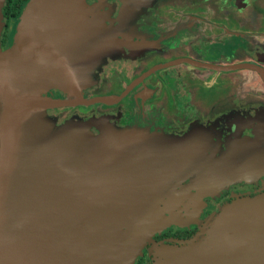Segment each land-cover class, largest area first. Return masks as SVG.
Here are the masks:
<instances>
[{
  "label": "water",
  "instance_id": "95a60500",
  "mask_svg": "<svg viewBox=\"0 0 264 264\" xmlns=\"http://www.w3.org/2000/svg\"><path fill=\"white\" fill-rule=\"evenodd\" d=\"M5 1L0 0V33L5 26ZM85 1L27 0L18 15L12 48L5 56L0 52V112L4 111L0 154L41 156L39 163L14 162L22 167L33 163L36 169L26 196L14 198L11 204L12 210L24 211L29 223L16 226L32 247L25 257L27 264H132L155 232L180 220L173 212L184 197L177 186L185 175L165 192L162 188L185 166V137L145 134L103 120L96 121L101 126L92 120H68L53 130L44 117L43 110L50 107L113 104L143 79L139 77L120 95L91 99L81 95V89L95 82L89 76L93 69L122 42L106 24L104 12L85 15ZM70 35L76 36V46L70 47V40L65 39ZM71 59L70 66L66 63ZM185 61L218 70L253 68L264 81V73L251 64L213 66ZM174 62L151 68L143 76ZM67 72L78 77L60 76ZM51 88H72L73 98L40 96ZM10 124L14 131L7 128ZM92 124L98 133L92 132ZM57 167L50 182L53 194L46 177ZM5 184L6 179L0 180V185ZM16 185H22L21 180ZM6 211L2 207V216ZM59 213L63 230L56 232L51 222ZM243 239L247 246L240 253L238 243ZM176 242H153L151 264H264V194L232 201L195 236ZM22 243L14 241V251L26 249ZM65 245L72 252L63 251ZM0 247L6 249L3 243ZM22 259L0 256V264H21Z\"/></svg>",
  "mask_w": 264,
  "mask_h": 264
},
{
  "label": "flooded vegetation",
  "instance_id": "af4514ba",
  "mask_svg": "<svg viewBox=\"0 0 264 264\" xmlns=\"http://www.w3.org/2000/svg\"><path fill=\"white\" fill-rule=\"evenodd\" d=\"M85 2V15L104 12L106 24L122 42L93 69L89 76L94 77L95 82L81 89L82 96L91 99L120 95L139 77L143 79L113 104L95 102L86 106L50 107L43 110V114L53 124V130L70 118L80 116L91 118L98 126L101 124L96 121L103 120L117 127H133L145 134L185 137L186 155L190 158L199 154L192 166L199 163L201 166L199 172L187 166L185 169L190 172L185 173V181H181L192 192L198 189L195 209L191 217L185 216L184 209L179 211V222L155 233L153 241L174 244L177 240L189 239L210 222L220 207L235 197L264 193V90L252 88L254 81L251 79L256 77L264 87L259 72L253 68L199 69L202 67L185 61L184 56L166 58L172 46L188 44L194 53L190 59L196 62L213 66L251 64L264 73V0ZM7 21L5 19L3 30L10 27ZM184 31L185 40L176 41ZM189 31L194 38L186 36ZM3 34L2 31L1 47L10 50L15 30L9 28L6 36ZM65 39L70 40V47L76 46V36ZM59 44L63 45L62 42ZM173 61V64L143 76L151 68ZM68 63L71 66L72 59ZM185 63L193 68L185 71ZM177 65L184 67L175 69ZM204 70L210 73L205 74ZM71 72L60 76L78 77ZM203 81H206V88H216L205 93L200 89ZM72 91V88H51L40 96L72 99ZM84 106L87 111L75 109ZM90 128L93 133H98L94 124ZM208 166L212 167L215 176L207 178V186L200 187L198 174ZM228 172L246 181L217 189L219 177ZM189 177L195 180L191 181ZM180 185L178 190L185 188ZM187 203H190L188 199H182L179 207L184 208ZM10 221L20 225V220L12 218ZM152 244V241L146 243L133 264L151 262ZM0 256H6L2 249Z\"/></svg>",
  "mask_w": 264,
  "mask_h": 264
},
{
  "label": "crops",
  "instance_id": "0c3cea01",
  "mask_svg": "<svg viewBox=\"0 0 264 264\" xmlns=\"http://www.w3.org/2000/svg\"><path fill=\"white\" fill-rule=\"evenodd\" d=\"M5 3V2H4ZM2 13H3V8H2ZM3 18H4V14H3ZM5 21V20H4ZM4 28V27H3ZM3 28L1 30L0 33V37L3 31ZM177 36V35H176ZM175 36V37H176ZM194 38V37H193ZM190 46V45H189ZM191 48V47H190ZM189 48V49H190ZM8 51V49H2L1 44H0V52L2 54V56H5L6 52ZM190 59L189 56L185 55V59ZM232 64H239V63H232ZM193 67H189V65L187 63H185V71L186 70H191ZM199 68V69H203ZM213 71H211L212 73ZM242 72H247V71H242ZM204 73H210L208 70H204ZM246 74V73H245ZM203 78V77H201ZM251 79L254 81L252 84V88H254L256 91H260V90H264V87H261V85L259 84L258 80L256 79V77H251ZM7 128L9 129V131H14L15 126L14 124H10L7 126ZM118 128H133V127H118ZM198 151V150H197ZM199 154H195L194 156H190V158L186 155L185 153V168L189 165L191 162H193L196 158H198ZM41 156H16L13 154H0V180H7L8 184L5 185H0V243H3V245L6 247V249H3L2 247H0V250H4L5 251V255H11V256H18L22 259V257H24L20 263L21 264H27L25 262V257L27 255V253L25 251L27 250H31L32 247L29 246V244L27 243L28 239L26 241H24V239H26L27 235H25L24 233H20V232H24V231H20L18 228H16L17 225L11 223V219H17L20 220V226H24V224H26V222L24 221L26 219V215L24 214V211H19V210H12L11 208V204L14 203L12 202V200L14 198H23L26 196L27 192L30 190V183L32 181V174L34 173V171H36L35 169V165L33 163L29 164L27 163L24 167L22 166H18V163H14L15 160L20 159V160H36V163H39V159ZM197 162L199 163V160H197ZM42 166V165H41ZM38 167L37 172H39V168ZM37 167V166H36ZM200 163L197 164L195 167H193V169L195 171L199 172V168H200ZM211 166H209V168L207 170H205L203 173H199L198 174V184L200 187H204L207 186V183L209 184V182L207 181L208 177H214L215 173L211 174L213 171L211 170ZM25 171V173H24ZM22 173V175L19 177L18 173ZM190 172V171H188ZM187 170L185 169V173H188ZM208 173V174H207ZM208 175V177L206 176ZM187 176V175H185ZM21 180L22 185H16V183ZM185 190V192H184ZM182 194L184 195L183 199L184 200H189L190 203L184 206V208H180V202L177 203L178 207H176V209H174L173 215L175 217L179 216V211H181L182 209L185 210V216L186 217H191L192 213H193V209H195V203H196V198L199 194L198 189H196V192H192L190 187H187V185L185 186L184 189H182ZM199 198V197H198ZM170 204V203H168ZM2 207L3 209H7L6 213L4 216H2ZM172 208H173V204H172ZM2 216V217H1ZM24 219V220H23ZM64 219L61 218L60 213L59 214H55L54 215V219L51 222V225L54 227L56 226V228H58L56 230V232H61L63 230V227H61V225L63 224ZM25 222V223H24ZM29 223L26 224V226ZM28 228V227H27ZM16 232V233H14ZM158 233V232H155ZM154 233V234H155ZM22 234H24V237L22 236ZM153 234V235H154ZM60 233H58V237H59ZM153 237V236H152ZM60 237L59 239H57V250L60 252L62 250V245L60 243ZM14 241H22V245L26 246V249L24 248V250L22 252H16L14 251V247H13V243ZM146 245V244H145ZM144 245V246H145ZM143 246V247H144ZM141 248V252L142 249ZM71 246L70 245H65V247H63V251L66 250V252L70 251L72 252V249H70ZM136 257L134 258L135 261ZM133 261V262H134ZM133 264V263H132Z\"/></svg>",
  "mask_w": 264,
  "mask_h": 264
},
{
  "label": "rangeland",
  "instance_id": "374dc122",
  "mask_svg": "<svg viewBox=\"0 0 264 264\" xmlns=\"http://www.w3.org/2000/svg\"><path fill=\"white\" fill-rule=\"evenodd\" d=\"M5 19H7L5 16H4V20ZM8 21H7V23H9V28H11L12 29V31L13 30H15V28H16V24H17V21H18V16H16V17H14V18H10V19H7ZM8 27H5V29L3 30V32H4V34H3V36H6L5 34H6V32H8V29H9ZM186 36H188L190 39H192L194 36L192 35V33L189 31L188 33H187V35ZM181 40H185V31H184V33H183V35L182 36H179V39H177L176 41H181ZM169 53V56L168 57H166V58H171V57H178V56H184L185 57V55L186 56H189V57H193L194 56V53H192V50L191 49H189V45L188 44H185V46H180L179 44L178 45H175V46H172V49L168 52ZM183 67L184 66H182V65H177L176 66V68L175 69H183ZM107 70H108V68H107ZM202 83V82H201ZM206 81H203V83H202V85L200 86V89L201 90H205V93L206 92H208V91H211V90H214L216 87L214 86V88L212 89V88H206ZM82 95V94H81ZM57 99V98H56ZM79 105H82V104H79ZM86 106V105H85ZM77 107V108H75V109H78V110H76V111H87L86 109V107ZM2 108V110H3V107H2V105H1V102H0V109ZM4 112V111H3ZM2 111L0 112V120H1V118H2V113H3ZM76 113H78V112H76ZM192 164L193 165H195L196 163H190V166H189V169L191 170V168L192 167H194V166H192ZM185 175V166L183 167V169L178 173V175L175 177V178H173V179H170V180H168V182L164 185V187L162 188V192H165L173 183H174V181H177V180H179V179H181L182 178V176H184ZM185 179V178H184ZM183 179V180H184ZM249 179H250V177H249ZM189 180H191V181H194L195 180V178L194 177H189ZM219 183H217V186L216 187H218L217 189H220V188H222V187H225V188H227L228 186H230V185H233L234 183H237V182H241L242 180H244V181H246V179H243V178H241V179H237V177L236 176H233L232 174H230L229 172L227 173V174H223L221 177H219ZM185 181V180H184ZM183 181V182H184ZM183 187H185V184L183 185L182 183H180ZM180 185V186H181ZM261 194H264V193H261ZM261 194H257V195H261ZM244 197H252V196H244ZM240 198H243V197H235L232 201H235V200H238V199H240ZM231 201V202H232ZM231 202H228V203H226L225 205H223L222 207H220L215 213V215H218L227 205H229V203H231ZM214 215V216H215ZM152 242H155V241H152ZM177 243H179V242H175L174 244H177ZM172 244V243H171ZM154 254V253H153ZM153 254H152V256H151V262L149 263V264H151L154 260H153ZM140 254L139 253H137L136 254V258L139 256Z\"/></svg>",
  "mask_w": 264,
  "mask_h": 264
},
{
  "label": "trees",
  "instance_id": "16d2710c",
  "mask_svg": "<svg viewBox=\"0 0 264 264\" xmlns=\"http://www.w3.org/2000/svg\"><path fill=\"white\" fill-rule=\"evenodd\" d=\"M27 0H6L3 6V14L7 19L14 18L20 14V11ZM70 120L76 122H87L91 118L83 119L80 116L72 117Z\"/></svg>",
  "mask_w": 264,
  "mask_h": 264
},
{
  "label": "bare ground",
  "instance_id": "6f19581e",
  "mask_svg": "<svg viewBox=\"0 0 264 264\" xmlns=\"http://www.w3.org/2000/svg\"><path fill=\"white\" fill-rule=\"evenodd\" d=\"M10 136H11V134H10V132L7 134V139L8 138H10ZM56 170H57V172L59 171V168L57 167V168H54L53 170H51L50 171V174L48 173V176L46 177L47 179H46V185L47 186H49V191L51 192V193H53L54 194V192H53V188H52V186H51V180H52V175H54L55 173H56ZM50 175V176H49ZM50 177V178H49ZM54 178V177H53ZM91 178V177H90ZM55 180V179H54ZM246 246H247V243H246V241L243 239V240H241V241H239V243H238V251L240 252V253H245V248H246Z\"/></svg>",
  "mask_w": 264,
  "mask_h": 264
}]
</instances>
